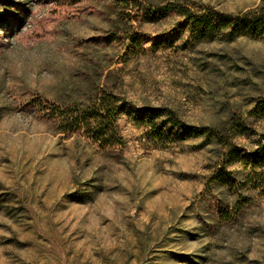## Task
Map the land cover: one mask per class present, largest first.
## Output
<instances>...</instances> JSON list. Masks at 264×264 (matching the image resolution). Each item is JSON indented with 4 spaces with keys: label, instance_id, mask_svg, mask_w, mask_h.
Wrapping results in <instances>:
<instances>
[{
    "label": "rangeland",
    "instance_id": "rangeland-1",
    "mask_svg": "<svg viewBox=\"0 0 264 264\" xmlns=\"http://www.w3.org/2000/svg\"><path fill=\"white\" fill-rule=\"evenodd\" d=\"M262 1L0 0V264H264V198L226 223L215 178L227 155L237 179L264 167V41H201L169 9ZM103 91L122 98L106 148L60 122ZM142 108L246 123L159 137Z\"/></svg>",
    "mask_w": 264,
    "mask_h": 264
},
{
    "label": "trees",
    "instance_id": "trees-1",
    "mask_svg": "<svg viewBox=\"0 0 264 264\" xmlns=\"http://www.w3.org/2000/svg\"><path fill=\"white\" fill-rule=\"evenodd\" d=\"M114 1L129 3L136 0ZM169 9L178 11L191 25L196 38L201 41L221 40L231 43L242 37L264 41V0L259 6L240 13L222 12L211 7L193 9L180 4L169 6ZM155 13H158V10H155ZM121 99L116 94L96 92L87 102H74L73 106L76 108L74 112L65 116L60 114L61 125L65 130L82 131L102 148L118 145L122 139L117 129ZM258 107L264 111V100ZM139 111L142 117L151 120L155 133L166 138L186 139L189 136H197L223 143L227 137V128L239 129L246 123L245 119L232 117L227 121L226 129L211 130L208 127L188 125L171 111L166 112L157 108H142ZM230 157L224 156L219 163V169L215 172L216 180L236 196L229 211L221 206L218 217L226 223L239 219L256 199L264 198V167L237 179L233 172L227 170Z\"/></svg>",
    "mask_w": 264,
    "mask_h": 264
}]
</instances>
